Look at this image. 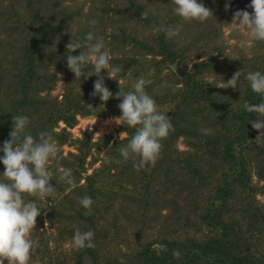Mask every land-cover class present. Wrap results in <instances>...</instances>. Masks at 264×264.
Instances as JSON below:
<instances>
[{
    "label": "trees",
    "instance_id": "obj_1",
    "mask_svg": "<svg viewBox=\"0 0 264 264\" xmlns=\"http://www.w3.org/2000/svg\"><path fill=\"white\" fill-rule=\"evenodd\" d=\"M198 2L212 13L204 23L182 21L170 0H0V146L13 116L26 115L34 138L53 134L59 166L74 177L72 186L59 182L50 163L55 195L27 197L42 212L29 264H264V139L257 140L264 129H253L249 120L258 114L243 108L260 101L243 75L264 73V42L242 52L222 38L236 11L251 14V0ZM92 18L110 63L121 69L114 79L101 70L113 96L99 105L91 94L95 73L75 78L66 65V46L83 38ZM154 25L178 27L179 35L165 39ZM238 71L237 87L222 88ZM138 76L173 125L156 163L141 170L119 153L134 129L121 124L126 138L112 143L69 132L78 117L120 116L116 94L133 90ZM57 82L60 99L50 94ZM66 143L75 153L63 154ZM85 195L93 200L87 213L78 204ZM77 228L94 232L93 248L72 249Z\"/></svg>",
    "mask_w": 264,
    "mask_h": 264
},
{
    "label": "clouds",
    "instance_id": "obj_2",
    "mask_svg": "<svg viewBox=\"0 0 264 264\" xmlns=\"http://www.w3.org/2000/svg\"><path fill=\"white\" fill-rule=\"evenodd\" d=\"M170 3L173 5V14L184 22L204 23L212 15L198 0H170ZM227 7L226 4V10ZM248 7L252 9L251 14L248 11H236L230 25L235 24L254 41L264 42V0H251ZM147 14L143 12L142 16ZM87 23L90 30L83 38L78 37L76 43H73L71 38V42L66 46L69 53L66 56V65L75 78L83 77L87 80L94 72L97 79L93 83L91 94L98 96L100 101L107 102L113 94L106 87L104 78L100 75L101 70H107L108 77L114 79L121 69L110 63L105 40L95 29L98 20L92 18ZM152 31L163 32L168 40L179 35V28L171 25H154ZM77 49L82 50L80 54L72 55ZM90 64L91 71L88 70ZM243 76L251 91L260 96L258 103L245 102L243 105L246 112L258 114L254 121L249 122L253 129L260 132L264 129V73L249 71ZM240 77L241 72L234 73L230 79L224 81L222 88L235 89ZM145 83V79L138 76L133 90L123 94L119 91L116 98L122 97L117 105L120 116L110 118L117 125L122 124L134 129L131 138L123 146H119V153L125 161L132 159L133 168L136 170L156 163L162 148L161 141L173 129L168 114L157 110L153 97L145 90ZM29 124L28 116H13L10 138L0 146V164L3 165V171L0 172V264H5V260L7 264H29L31 253L39 247V240L31 238V233L37 217L42 215V212L35 200L27 197L44 200L55 195L56 186L50 184L53 173L48 165H57L59 182L68 186L74 185L73 170L59 166L61 157L53 134L41 131L34 138L28 131ZM123 134L124 132L120 137ZM260 139H264V132L258 136L257 140ZM105 162H108L107 159ZM78 204L87 213L91 211L93 200L85 195L79 198ZM93 240L92 230L81 231L77 228L71 240V247L73 250L90 249L94 247ZM173 256L178 257L179 252L174 251Z\"/></svg>",
    "mask_w": 264,
    "mask_h": 264
},
{
    "label": "rangeland",
    "instance_id": "obj_3",
    "mask_svg": "<svg viewBox=\"0 0 264 264\" xmlns=\"http://www.w3.org/2000/svg\"><path fill=\"white\" fill-rule=\"evenodd\" d=\"M223 40L226 42V44L229 46L230 50H239L242 52H247L253 47V39L246 33L242 32L238 29V27L235 25L232 28L225 29L223 31ZM50 94L52 96H62L63 90L62 85L60 82H57L55 86L51 89ZM97 97V103L98 105L101 104L102 101H100L99 97ZM110 118H114L113 116L108 115H100V116H90L86 118H77V124L69 130L70 134L72 135V138H80L81 132L84 130H87L92 133V142L96 143L99 141V139L102 136L110 137V143H112L115 140H123L126 138V135L123 134L120 137V134L123 132L121 130V125L115 124L114 120H111ZM60 128H63V124H59ZM178 149L182 150L184 147L180 142L178 143ZM62 152L66 156L68 152L75 153L74 147L69 145V143H66L62 147ZM101 155V154H100ZM101 158V157H100ZM90 161L89 158H87L86 163L88 164ZM100 162L97 161L93 167L99 166ZM89 165H86L85 168H87V174L91 172V169ZM83 182L81 181V184ZM262 186H264V182L261 183ZM258 200L264 204V195L258 196ZM47 228V225L44 226Z\"/></svg>",
    "mask_w": 264,
    "mask_h": 264
},
{
    "label": "water",
    "instance_id": "obj_4",
    "mask_svg": "<svg viewBox=\"0 0 264 264\" xmlns=\"http://www.w3.org/2000/svg\"><path fill=\"white\" fill-rule=\"evenodd\" d=\"M177 72H178V74H179L180 76H182V74H183V71H182V70L179 69Z\"/></svg>",
    "mask_w": 264,
    "mask_h": 264
}]
</instances>
